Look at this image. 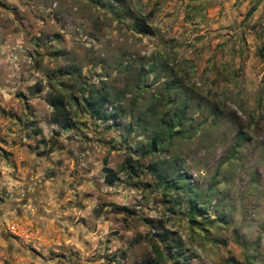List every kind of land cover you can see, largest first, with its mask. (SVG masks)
Instances as JSON below:
<instances>
[{
	"label": "rangeland",
	"instance_id": "374dc122",
	"mask_svg": "<svg viewBox=\"0 0 264 264\" xmlns=\"http://www.w3.org/2000/svg\"><path fill=\"white\" fill-rule=\"evenodd\" d=\"M263 75L264 0H0V264H264Z\"/></svg>",
	"mask_w": 264,
	"mask_h": 264
},
{
	"label": "trees",
	"instance_id": "16d2710c",
	"mask_svg": "<svg viewBox=\"0 0 264 264\" xmlns=\"http://www.w3.org/2000/svg\"><path fill=\"white\" fill-rule=\"evenodd\" d=\"M137 31L141 32V33H145V34H153V33H155L154 28L150 24H148L146 21H140L139 22L138 27H137ZM263 81H264V75H263ZM58 105H61V107H63L64 103H63V101L61 99L57 101L56 107ZM172 120H174V119H172ZM167 123H170V125L175 124L174 122H167ZM104 161L106 162V159ZM125 161H126V165H128L131 170L135 171L136 169L139 168V167L133 165V163H132L133 161L131 160L130 157H127L125 159ZM124 169H125L124 163L120 164L118 166L117 170H113L112 168H110V167L105 165L104 166L105 180L108 183H113L114 181H117L119 179V171L124 170ZM155 250L157 252V255H160V252L158 251V248H155Z\"/></svg>",
	"mask_w": 264,
	"mask_h": 264
}]
</instances>
